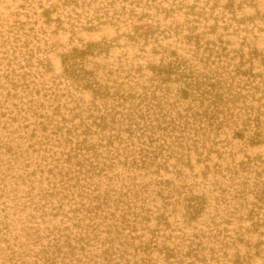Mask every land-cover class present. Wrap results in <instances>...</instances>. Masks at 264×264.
Returning <instances> with one entry per match:
<instances>
[{"label":"rangeland","instance_id":"obj_1","mask_svg":"<svg viewBox=\"0 0 264 264\" xmlns=\"http://www.w3.org/2000/svg\"><path fill=\"white\" fill-rule=\"evenodd\" d=\"M87 47L78 67L103 98L65 72ZM185 67L219 79L211 120L181 94ZM133 104L190 120L144 142L128 132ZM79 142L97 157L72 155ZM262 191L264 0H0V264H43L41 244L86 231L58 261L264 264Z\"/></svg>","mask_w":264,"mask_h":264},{"label":"trees","instance_id":"obj_2","mask_svg":"<svg viewBox=\"0 0 264 264\" xmlns=\"http://www.w3.org/2000/svg\"><path fill=\"white\" fill-rule=\"evenodd\" d=\"M88 47L86 49L75 48L70 54L64 57L63 65L65 66V72L71 77L77 79L80 82L81 87L84 86L87 88H91L95 92L97 97L103 98L107 95V92L105 91V89H103L102 84L96 79V77L88 75L87 71L84 68L78 67L80 64L79 61L82 60L83 56L86 55L91 49ZM178 65H180V62ZM157 71L163 77V79L166 76L174 74V69L166 65L158 67ZM179 75L181 77H184L182 82L184 88L181 90V94L184 97L187 96V98H191V100L195 104L194 107L196 110L192 108L193 115H190L194 117L195 122L197 121L199 123L207 118L211 120L213 118V114L218 110L220 101L222 99V88L220 86V82L217 81L219 79H216V77H212V75L199 74L189 68L186 70V67L185 70L180 71ZM146 108V110H143L139 108V104H133L132 113L127 114L130 116L128 120L131 121V126L129 127L128 132L137 135V137H139L140 139H144V142L151 143L157 141L158 138L161 139L162 136H169V132L171 131L170 129L178 131V129L180 128H186L190 120V116H182L181 112H178L176 117L169 112L167 113L165 110L163 111V113H160L161 111L156 112L151 105H147ZM109 115V111L106 114H102L96 119L94 125L101 130H106V128L108 127L107 117ZM182 119H184L185 123L184 121H182ZM259 126L260 122L258 121L256 127L259 128ZM259 133L260 131L257 129L255 131V135L259 136ZM254 138L255 140L259 139L258 137ZM108 140L110 141V139ZM76 145L73 147V153H71L72 155L75 154L76 157L80 156L82 151L93 149L89 147H94L92 145H89V143L87 142H79ZM146 145L147 146L145 148H142L140 150L144 153L142 157H146L145 153L149 152V150L147 149L148 144ZM155 147L158 148V146ZM93 150L95 151L97 157V149L94 148ZM80 162V167H86V163L91 162L90 165L88 164V166L97 169V166L93 164L94 160L81 159ZM263 193L264 191H262V194ZM91 200L92 202L90 204V207H88L86 211L95 212L93 216L98 215L99 212L97 211H102L104 205L107 206L108 204V198H101L100 195L94 196V198ZM82 205L85 206V204ZM196 207L197 206L195 203H191L189 206L188 215L192 218L195 214H197L199 210V208ZM73 211H76V209ZM109 215L112 217L115 216V214L113 213H110ZM37 234L38 240H41L42 236L39 233ZM49 234H52V231H49ZM81 234L82 233H79L77 238L66 236L65 238H68L67 241H61L60 238H63V236L60 235L58 238H54L52 240L53 243L51 244H41V247L37 253H43L45 255L43 257V264H69L65 263V261H58L57 254L75 253L76 249L83 250L85 246L82 243L85 240L87 231L84 232L83 235ZM73 242H76L77 245L73 244ZM65 246L68 249L67 252L63 251L62 249ZM53 253H55V256H53ZM103 253H108V249L103 250Z\"/></svg>","mask_w":264,"mask_h":264}]
</instances>
